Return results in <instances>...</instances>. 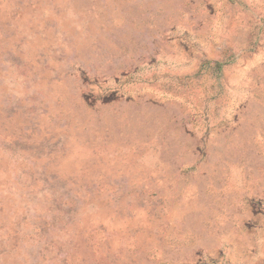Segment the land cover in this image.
Instances as JSON below:
<instances>
[{
    "label": "rangeland",
    "instance_id": "rangeland-1",
    "mask_svg": "<svg viewBox=\"0 0 264 264\" xmlns=\"http://www.w3.org/2000/svg\"><path fill=\"white\" fill-rule=\"evenodd\" d=\"M0 264H264V0H0Z\"/></svg>",
    "mask_w": 264,
    "mask_h": 264
}]
</instances>
